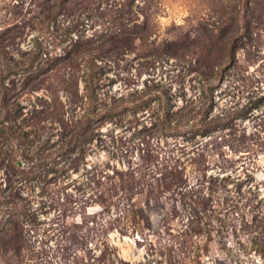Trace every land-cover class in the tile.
Wrapping results in <instances>:
<instances>
[{
    "label": "rangeland",
    "instance_id": "rangeland-1",
    "mask_svg": "<svg viewBox=\"0 0 264 264\" xmlns=\"http://www.w3.org/2000/svg\"><path fill=\"white\" fill-rule=\"evenodd\" d=\"M0 264H264V0H0Z\"/></svg>",
    "mask_w": 264,
    "mask_h": 264
}]
</instances>
